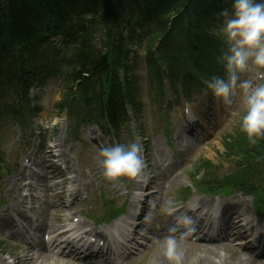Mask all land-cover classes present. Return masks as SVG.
<instances>
[{
	"label": "trees",
	"instance_id": "1",
	"mask_svg": "<svg viewBox=\"0 0 264 264\" xmlns=\"http://www.w3.org/2000/svg\"><path fill=\"white\" fill-rule=\"evenodd\" d=\"M231 2L0 0V116L10 114L23 125L34 112L29 89L53 75L63 79L57 109L72 125L95 123L118 133L126 119L124 103L138 107L134 80L127 76L123 83L119 75L131 45L142 43L137 25L154 28L146 39L151 83L162 95L165 75L187 92L195 79L225 74L218 62L220 28L212 12L214 5L230 8ZM56 37H63L62 43L53 42ZM8 96L10 106L4 102ZM234 141L237 146L249 143L245 134Z\"/></svg>",
	"mask_w": 264,
	"mask_h": 264
},
{
	"label": "rangeland",
	"instance_id": "2",
	"mask_svg": "<svg viewBox=\"0 0 264 264\" xmlns=\"http://www.w3.org/2000/svg\"><path fill=\"white\" fill-rule=\"evenodd\" d=\"M143 63V62H142ZM143 67V66H142ZM141 64H139L138 69L136 71V75L140 77V85L143 87L145 86V79H144V67L142 69ZM248 77V74H242L241 79H246ZM53 83H48L44 88H41L38 91H33L31 93V97L33 99L36 98L37 95H39L38 100L41 103V106L43 107L44 112L39 116V118L36 120V124L34 127L35 132L39 133L40 127H43V130H46L47 139L50 138L49 142L45 143L42 141L41 147L45 145V150L43 152V155H47V151L49 150V146H56L58 145L60 150H63L65 155L68 156V159H70V162H73V168L77 169V171H80V178L78 177V181L76 183L77 186H86L89 191V200L81 203H77L75 206H73L74 211L70 212L69 210L62 209L61 205H57L55 210L50 211L49 208L51 207V203L54 202V200L58 199V197H52V199L48 198L47 196L44 198L41 196L42 194L38 191L36 192V196L39 198L36 199L35 197H31L30 199H27V207L32 209L31 216L35 219V221L38 223L42 219L44 221L48 220L50 223L52 221V218H55V221L57 224H63L66 219L70 220V213H73L76 211V213H79L81 216L80 220H83L87 225H89L91 228L94 227L92 222L86 220L87 217L92 218H100L102 217L104 210L102 209L103 206H106L107 203L112 202L116 207H121L126 199H123L120 197V193L123 192L125 189V185L122 181L119 179L116 181H107L103 178L101 174V169L99 167V151L102 148L105 147H111L113 146V143L110 138L100 136L99 141L97 143H94L91 138H97L98 135H100V132L96 128L90 129L88 132H83L81 135V139L79 141H73L70 140L69 137V129L67 128V123L65 118L58 117L56 112H52L50 109L51 103L55 102L60 99L59 91L57 89L55 90V93L53 91L50 92V90H53ZM49 93V94H48ZM146 99V98H145ZM36 101V100H35ZM233 105L236 106L238 116L237 118H233L231 116L232 109L229 110V112H225L223 115V120L220 124H218V129L214 130L212 135L209 137L207 141H204L201 145H199L194 151L191 152V154L184 153L183 144L181 141H173V137H167L166 135L160 133L163 129L161 121V116L159 114L158 109L159 106L154 105L153 108L151 106H148L147 111H145V118L144 121L147 122V127L149 129L148 121L154 120V125L156 128L151 129L154 131L153 136L150 138L148 142V146L150 149V152H152L153 148H156L162 158L169 159L171 156L170 148L172 147V144L174 143L172 150L175 152V154H178V152H181L180 160L181 164L176 167V175L181 177L178 184L176 185L177 189L176 192H178L181 188H184L183 186H192L188 181L187 177L190 172H193V169L196 167V164H199V160L201 159H209L212 160L216 165L224 164L223 157H224V137L230 133H232V128L234 125H236L239 122V116L243 114V109L240 104V97L239 94L235 95L233 97ZM229 106V105H228ZM228 108V107H226ZM212 115L216 118V116L222 117V115H218V113ZM172 123L174 126L175 124V118L174 113H172ZM134 128V125L132 126V129ZM56 129V130H55ZM1 130V140H0V155L4 159L5 164L2 166L8 167L9 169L14 168V166H17V173L20 172L22 162L24 158H29L30 154L27 151L26 148H24L23 142L25 141L22 139L23 133L21 129H19L16 125H14L12 122L8 121L7 123L3 124L2 127H0ZM150 130V129H149ZM57 131V134L54 135V132ZM149 132V131H148ZM127 140L130 139L131 143H135L134 138L132 140V136H126ZM35 141V142H34ZM39 137H35L31 143V148L33 149V146H36L38 144ZM137 141V140H136ZM34 142V143H33ZM25 143V142H24ZM168 145V146H167ZM151 155V153H150ZM199 161V162H198ZM153 162V161H152ZM151 162V163H152ZM42 167L39 168L42 172L43 161L41 162ZM153 165V163H152ZM155 168V167H154ZM2 170V168H0ZM161 175L158 173L154 174V180L155 181V187L158 185L160 181H162ZM45 177V176H44ZM46 178V179H45ZM42 179L38 178L37 175H35L34 182L38 185V189H42L40 187L41 185H49V187H46V194H53V192L56 188V181H54L50 175ZM15 177H11L10 180L13 183L12 180H14ZM41 179V181H40ZM9 178L6 179L4 182L0 184V212L13 202L14 192L7 193L9 190L6 191V183L10 181ZM41 182V183H40ZM163 182V181H162ZM164 184V183H163ZM59 189V188H58ZM6 191L4 194L3 192ZM119 191V192H118ZM177 197V196H176ZM174 197H166L164 198L165 201H163V205L166 206L168 200H174ZM51 202V203H49ZM57 204H60V201L56 202ZM95 208H94V207ZM101 210V211H100ZM100 212V213H99ZM102 213V214H101ZM101 214V215H99ZM29 215V216H30ZM48 215V217H46ZM59 215L61 219H57L55 216ZM41 216H43L41 218ZM104 228V227H103ZM105 229V228H104ZM13 242L8 240H1L0 239V257L3 254H11L13 252H16L15 255L18 259L24 257L25 255L29 258H34L33 262L31 264H45L43 263V260H38L36 257L37 255H33L32 253H26L27 246H25L23 249H20L18 251H11L13 250L11 248ZM155 246L150 245L147 249H145L143 252H141L138 255H135L134 257L127 260V264H156L155 262ZM8 250V251H7ZM202 249L195 248L188 256V264H190L189 260L191 258H194L196 254H200ZM7 251V252H6ZM221 254H226V258L223 255H220L219 257H216L217 255L215 253H209L204 254L201 256H197V258L205 257L207 256L209 259L214 261H220L222 260V264H237L239 261V256L237 254L232 255L231 257H228L229 250H222L219 249ZM25 256V257H26ZM54 260V261H53ZM50 264H76L70 262V260H63L62 258H54L50 262ZM246 263V262H244ZM246 264H256L252 263L251 261H248Z\"/></svg>",
	"mask_w": 264,
	"mask_h": 264
},
{
	"label": "clouds",
	"instance_id": "3",
	"mask_svg": "<svg viewBox=\"0 0 264 264\" xmlns=\"http://www.w3.org/2000/svg\"><path fill=\"white\" fill-rule=\"evenodd\" d=\"M220 33L226 48L218 57L224 68V76H212L205 81L207 89L216 101L231 105L239 94L243 114L239 116V128L251 143L264 137V0H232L230 8L222 9ZM248 74L241 79L242 74ZM236 115V113H233ZM136 143H116L99 151V167L103 178L116 181L120 177L137 178L142 174L144 161ZM155 206V205H153ZM164 211L173 216L177 205L168 200ZM151 214L145 216L150 222ZM193 219L187 214L175 216V224L169 235L153 242L162 247L168 264H182L183 253L179 250L175 235L184 239L194 230Z\"/></svg>",
	"mask_w": 264,
	"mask_h": 264
},
{
	"label": "bare ground",
	"instance_id": "4",
	"mask_svg": "<svg viewBox=\"0 0 264 264\" xmlns=\"http://www.w3.org/2000/svg\"><path fill=\"white\" fill-rule=\"evenodd\" d=\"M21 203H22V201L20 200L15 207H12L13 205H11L8 208L7 213L5 214L4 218L0 220V229L1 230L6 231V230H9L11 227H13L16 223L15 217H17V219L25 221L28 224H31V220L28 218V216L23 211ZM203 204L206 205L205 202H203ZM71 215H72V217H74L76 214H71ZM240 224H241V222H240ZM36 230L39 233L41 232V230L43 232H46L48 230L51 231V230H53V226L52 225L49 226L48 222H43V220H42L41 224L39 226H37ZM173 235H175V234H173ZM205 249L207 251V252L205 251V254L217 252V250L210 252L211 251L210 249H208V248H205ZM29 252L30 253L34 252L37 255L36 258L38 260H43L44 261L43 263H45V264H48L50 262L49 260L53 259V258H51L50 253L47 251L46 247L43 246V244H38L35 247H32L31 249H29ZM29 252H28V254H29ZM154 257H155L156 264H168L167 260H165V258L163 256L162 247L160 245H159L158 249L156 250ZM23 259H24V257H23ZM33 260H35L33 257L32 258L26 257L22 261L21 264H31L33 262ZM20 262H21V260H20ZM244 262L247 263V258H242L241 255H239V261L237 262V264H246ZM191 264H217V263L213 262L211 259H209L207 256H205V257H201V258L200 257L195 258L194 260H192Z\"/></svg>",
	"mask_w": 264,
	"mask_h": 264
}]
</instances>
